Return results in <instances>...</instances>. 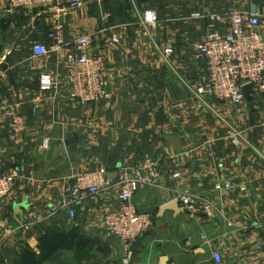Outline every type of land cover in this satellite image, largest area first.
Segmentation results:
<instances>
[{
  "label": "crops",
  "instance_id": "crops-1",
  "mask_svg": "<svg viewBox=\"0 0 264 264\" xmlns=\"http://www.w3.org/2000/svg\"><path fill=\"white\" fill-rule=\"evenodd\" d=\"M77 1L80 7L59 14L64 48L36 58L32 46L48 45L54 17L46 9L6 15L0 0V173L16 177L13 194L0 202V264H47L56 236L62 250L70 240L82 242L99 251V259L114 256L120 263L122 244L102 228L103 216L119 209V188L85 195L73 206V219L70 190L82 173L138 167L146 157L158 167L133 203L152 216V226L129 248L130 264H160L163 256L166 264H218L214 253L219 264H264V160L255 152L264 149V91L252 90L250 101L240 104L198 99L206 62L193 46L211 29L222 31L233 13L264 20V0ZM146 9L158 18L147 32L138 26ZM81 36H93L92 52L105 60V102L71 97L65 60L76 55ZM45 71L53 87L42 93L37 81ZM9 110L26 121L18 135L10 130ZM59 146L65 154L53 157ZM225 183L229 188L216 189ZM180 195L210 205L211 212L156 217ZM21 203L27 207L15 210Z\"/></svg>",
  "mask_w": 264,
  "mask_h": 264
},
{
  "label": "built area",
  "instance_id": "built-area-1",
  "mask_svg": "<svg viewBox=\"0 0 264 264\" xmlns=\"http://www.w3.org/2000/svg\"><path fill=\"white\" fill-rule=\"evenodd\" d=\"M78 7L80 3L77 0L68 4L61 0H3V12L6 15L15 14L17 11L35 14L36 11L46 9L54 17L56 22L45 37L48 45L35 42L32 46V56L36 58L48 57L64 48L59 14ZM214 20L217 24L223 23L219 16ZM157 23L158 18L154 10L146 9L138 14V26L145 32L155 29ZM110 39L113 43L119 41L118 35L115 34H112ZM94 43L93 36L77 38L74 42L76 55L65 60V73L71 86V97L80 103H101L109 98L106 63L103 56L92 52ZM193 46L206 62L203 82L195 90L198 99L213 98L240 104L244 102L245 86L250 85L254 91H264V20L257 13L231 14L222 31L211 29ZM163 53L168 56L172 49L166 48ZM37 85L38 91L49 92L53 87L52 75L46 71L40 73ZM7 116L12 134L22 133L26 125L24 117L10 110ZM231 141L238 145L240 133L234 132ZM47 146V141L44 140L42 147L46 149ZM255 152L264 160V149ZM157 167L158 162L146 157L138 167H124L110 172L106 167L99 166L74 178L68 203L70 219L76 215L73 206L85 195L94 196L113 187L119 188V209L103 216L102 228L122 244L124 257L120 264H130L129 248L152 226V216L137 209L133 196L139 189L151 184L153 170ZM15 180L14 173H0V202L13 194ZM229 186V183H225L223 186L217 185L216 189ZM177 201L183 207L186 217L190 219L195 218L198 211L202 210L205 214L211 212L210 205H202L190 195H180ZM212 258L218 264L222 262L217 253H214Z\"/></svg>",
  "mask_w": 264,
  "mask_h": 264
},
{
  "label": "rangeland",
  "instance_id": "rangeland-1",
  "mask_svg": "<svg viewBox=\"0 0 264 264\" xmlns=\"http://www.w3.org/2000/svg\"><path fill=\"white\" fill-rule=\"evenodd\" d=\"M69 243L68 249L62 250L59 238L56 236L53 244V256L47 264H98L100 259H106L105 255L100 256L99 259V251H95L92 246H86L82 242L77 243L73 240H70ZM118 259V257L111 256L110 259L104 260V264H120ZM43 262L33 264H43Z\"/></svg>",
  "mask_w": 264,
  "mask_h": 264
},
{
  "label": "water",
  "instance_id": "water-1",
  "mask_svg": "<svg viewBox=\"0 0 264 264\" xmlns=\"http://www.w3.org/2000/svg\"><path fill=\"white\" fill-rule=\"evenodd\" d=\"M252 87L250 85L248 86H245L243 88V94H244V98L247 102L250 101V95L252 94ZM65 154V150H64V146H59V147H55L53 149V157H56L57 155H64ZM27 205L25 203H21V204H18V205H14V209L18 210L20 208H26ZM166 211H172L174 212L175 214H179L181 212H183L182 208L179 207V204H178V201L177 200H174V201H171L170 203L162 206L159 211H158V214L156 217H161ZM166 261H167V257L166 256H163L161 257V260H160V264H166Z\"/></svg>",
  "mask_w": 264,
  "mask_h": 264
},
{
  "label": "trees",
  "instance_id": "trees-1",
  "mask_svg": "<svg viewBox=\"0 0 264 264\" xmlns=\"http://www.w3.org/2000/svg\"><path fill=\"white\" fill-rule=\"evenodd\" d=\"M30 255H32V254L27 253V256H28V257H29Z\"/></svg>",
  "mask_w": 264,
  "mask_h": 264
}]
</instances>
